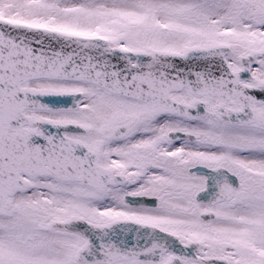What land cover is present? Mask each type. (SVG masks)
I'll return each instance as SVG.
<instances>
[{"label":"snow or ice","instance_id":"6c2138e0","mask_svg":"<svg viewBox=\"0 0 264 264\" xmlns=\"http://www.w3.org/2000/svg\"><path fill=\"white\" fill-rule=\"evenodd\" d=\"M0 264H264V0H0Z\"/></svg>","mask_w":264,"mask_h":264}]
</instances>
